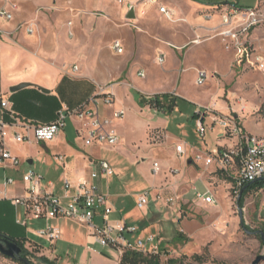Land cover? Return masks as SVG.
<instances>
[{"label": "rangeland", "instance_id": "rangeland-1", "mask_svg": "<svg viewBox=\"0 0 264 264\" xmlns=\"http://www.w3.org/2000/svg\"><path fill=\"white\" fill-rule=\"evenodd\" d=\"M173 1L180 3L179 0ZM208 1L218 3L222 0ZM228 1L237 8L251 7L252 14L237 13L232 24L225 26L222 17L229 10V6L220 4L217 9L210 11L196 10L195 17L199 15L201 20L196 23H192L188 19L192 14L190 9L171 5L174 9L176 8L177 14L186 20L180 24L164 21L154 10L146 11L139 18L135 16L133 19H128L124 15L123 8H120L112 0H0V7L5 6L13 9L14 21L10 22V25L6 24L7 33L13 39L14 35L27 36L24 28L12 31V28L18 23L31 27L33 30L31 37H41L45 49L50 48L46 35L56 33L61 37L66 53V59L62 66L69 70L71 66L77 65L78 74L106 78L105 82L99 84L104 86L119 85L120 81L125 78V72L131 67V61L125 66V60L130 57L126 46L122 55L117 56L112 53L110 43L113 39H120L125 44L128 30L144 33H146L145 31L157 32L162 35L153 38L157 42L165 41L166 34L174 32L182 31L188 37L185 27L189 23L194 32V39H198L199 44L188 45V47H197L186 49L189 52L185 67L201 61L197 64V69L208 71L210 76L203 86H197L194 83V69L187 68V70L181 71L179 74L180 92L203 103L200 106H208L224 114H231L246 133L256 136L264 135V68L258 69L246 61L238 64L235 60V52L226 49L220 37V33L230 27L237 29L245 27L246 30L242 31V39H246L247 43H250L252 53L264 58V0ZM162 2L167 3L166 0H162ZM11 6H15V8ZM206 15H210V17L207 18ZM250 22L253 24L247 26ZM32 44L28 42L26 46L31 49ZM167 48L177 55L174 47L168 46ZM157 52L159 50L153 52L151 48L147 47L145 52L136 54L135 59L143 64L146 73L145 78H140L137 73L135 74L138 78L136 84L143 90H147L146 86L149 89L154 86L169 88L173 84V72L165 75L164 71H173L177 61L165 51L166 63L163 66H157L154 62ZM177 68L179 71L180 67ZM130 90L133 98L137 99L136 104L139 108L144 106L152 108L149 104L140 103V96L135 88ZM118 98L122 97L116 95L115 102L125 110L124 118L127 121L125 127L128 132L127 146L129 149L135 150L138 156L145 153L146 150H149L150 153L145 157L147 158L145 161L138 159V168L119 162L120 158L114 156L110 151L116 145L99 147L98 155L102 158L115 157V161H117L115 168L121 172L117 175V171L114 169L115 174L109 179H120L122 183L124 179H127L128 190L143 191L148 189L152 182L158 183L163 180L168 164L180 166L182 160H174L167 156L166 151H160L155 156L160 162V171L154 174L151 150L160 144L151 142L150 132L160 130L153 127L156 117L151 121L148 112L137 111L126 100H123L121 104L118 102ZM165 114L159 112L157 118L165 119ZM69 131H71L70 125L66 128V132ZM171 133L175 136L179 135L176 131ZM76 139L77 142L80 141L79 138ZM26 144L28 143L18 145H23L26 148ZM28 146L27 150H23L22 147L18 150V158L22 163L21 169L24 171L32 169L42 175L44 179L50 178L52 170L50 166L58 165L63 162V159H58L59 156L55 157V155L43 151L40 157H36L35 152L38 149L41 150L42 145ZM28 152L33 154L34 162L32 164H28L26 161ZM228 181V178L222 176L216 180L208 177L207 183L218 204L216 206L204 205L194 197H184L179 201L180 206L177 211L170 212L167 219L163 221L161 231L153 232L160 242L159 260L161 262L165 263L168 259L173 258L177 260L175 264H250L256 256L264 255V244L257 232L264 233V180L258 181L256 187L244 193L242 206L238 204L239 194L234 193L231 188L232 183L228 187ZM239 207L242 208V222L238 216ZM173 220L174 222H172ZM55 223L60 228L69 231H84L80 228L82 225L69 219H61ZM44 225V220L32 218L27 220L26 228L36 230ZM86 231V234L89 235L88 230ZM177 232H180L185 239H175ZM61 235L64 236V234ZM19 239H26L25 247L30 252V257L27 259L33 264H43L37 259L40 256L47 257L53 261V264H117L119 257L118 251L112 247H102L99 244H82L75 247L67 241H59L53 252L52 244L38 239L27 229L23 231ZM95 254L101 256L103 260L96 259ZM0 264L21 263L0 253ZM259 264H264V260Z\"/></svg>", "mask_w": 264, "mask_h": 264}, {"label": "crops", "instance_id": "crops-1", "mask_svg": "<svg viewBox=\"0 0 264 264\" xmlns=\"http://www.w3.org/2000/svg\"><path fill=\"white\" fill-rule=\"evenodd\" d=\"M126 1L131 4V7H134L135 16L138 18L141 17V15L137 13V8L144 0ZM160 1L162 2V0ZM166 1L170 7L173 5L174 7L177 6L190 9L192 11L190 17L184 13L183 14L186 15L192 23L201 21L199 15L195 17L196 10L210 11L212 9H217L219 4L229 7L233 6L228 0H222L218 3L208 0H179L180 3L174 2L173 0ZM223 2H228L229 4H223ZM129 10L130 9L123 8L126 17ZM149 10L157 12L155 8H150L147 12ZM13 21L14 17L10 22ZM10 22L2 23L0 21V99H8L12 103L14 110L21 116L32 120L34 123L51 122L54 120L56 112L61 107L64 106L73 109L79 106L95 94L99 84L106 81V78L82 73L78 74L77 72L66 70L64 66H62V63L66 59L65 48L64 45H62L61 37L57 36L56 33H48L46 35L47 44L50 48L45 49L42 45V39L39 36L31 37L32 34H27V36L14 35L13 39L7 33L8 28L6 24L10 25ZM16 26L12 28V31H14ZM185 28L187 29L188 37L185 36L182 31L174 32L172 34H166L165 41L160 42L155 41L153 38L162 35L150 31H145L146 33H144L142 31L130 32L128 30L125 44L119 39L124 47L123 53L125 52L126 46L127 51L130 54V57L125 60V66L131 61V67L125 72V78L120 81V84L113 86L115 96L120 95L122 97L118 98V102L122 104L123 100H126L128 103H131L137 111L141 110L146 113L148 112L151 121L156 117V121H154L155 125L153 127L160 129L163 132L165 140L160 146L152 148L153 162H158L160 165L159 160L155 158L160 151H166L167 156L174 160H182L180 166L167 165L162 181H159L158 183L154 181L149 184L150 187L146 189L149 191V205L147 204L148 206L146 205L140 210L136 207L135 200L136 195L142 191H139V189L135 191L128 190L126 187L129 185L127 179H124V182L122 183L120 179H109L110 177L105 178L100 175L95 180L99 190L107 193L109 203L113 208V211L109 215V219L111 221H123L128 225H135L138 228L136 234L126 235V237L130 239H134L138 235L145 236L147 234H154L153 232L155 231H161L164 223L163 221L167 219L170 212L177 211L180 206V200H183L184 197L195 198L194 190L211 192V188L207 183L208 177L214 180L219 179L220 176L228 178V187H230L233 175L236 172V166L234 165L227 170H222L218 168L216 162H212L210 165H205L203 161L194 160V155L197 153L208 155L212 154L214 151L221 152L228 148H232L236 143V139L231 136H220L219 134L221 131L218 127L209 129L203 139L199 136L196 130L197 115L195 114V111L198 106L203 103L196 101L194 97H191L184 92H180L179 74L181 71L187 70V68H192L195 71V78L196 71L198 70L197 64L201 61L186 68L185 62L189 52L186 49L197 47H188V45L199 44V41L192 42L194 40V32L189 23L186 24ZM186 40L188 41L186 42ZM28 42L33 43L31 49L26 46V43ZM168 46L174 47L177 51V55L174 51L168 49ZM147 47L151 48L153 52L159 50V52H162L165 55V61L161 65L155 62L154 57V62L157 66H163L166 63V52L170 53L177 61V65L173 71H164L165 75L173 72L174 81L171 87L166 88L154 86L149 89V87L146 86L147 90H143V88L137 86L136 80L138 78H136L135 74L139 70L144 71V69L143 64L135 59L136 54L145 52ZM177 67H180L179 71ZM23 82L29 84L11 91V87ZM131 88H135L139 93V96H142L143 98H148L154 94L173 93L181 98V100L171 112L165 114V119H158L157 115L159 112L154 108L152 109L148 106L139 108L137 106V99L135 100L133 98L130 90ZM119 107L121 106H118L115 102L114 108ZM110 111V109H104L102 113L104 115H110ZM0 119L5 121L9 120L8 115L3 113L1 108ZM125 123L127 124V121L123 118L115 124L120 136V141L115 148L110 151L114 156L120 158L119 162H123L124 165L127 164L128 166H136L138 168V159L140 161H145L147 159L145 157L148 156V153L150 152H148L149 150H146L145 153H141L142 155L138 156L135 150L129 149L127 146L128 132H126L127 128L125 127ZM68 125H70L71 131L66 132ZM75 126L76 122L70 119L67 121L64 130L50 141L28 143L26 144V148L23 147V145H11V152L17 157L20 147H22L23 150H27L29 149L28 145L33 144L42 145L41 150L38 149V151L35 152L36 157H40L42 151L44 153L53 154L55 157H62L63 162L58 163V165L55 166H50L52 167L51 177L44 179L43 182L44 186L55 195H62V180L64 178H68L72 182H75L81 176L86 175L90 170L97 169L98 161L101 159L105 160L111 166L114 174L115 170L117 171V175L121 172V170L115 168V166H117L115 157H99L98 152L100 150L99 147L101 146H85L82 140L77 142L76 138L78 137L76 135ZM172 131H176L179 135L175 136L171 133ZM180 143H182L185 148V153L182 155H178L175 151V145ZM33 158V154L28 152L27 163L32 164L34 162ZM121 158H123V161H121ZM21 164L22 163H20L16 169L0 166V235L15 239L21 238L23 231H26V229L29 233L31 230L26 228L28 219L26 220L25 225L17 222V219L23 218V211L15 207L10 201L11 197L22 193L21 174L24 170L21 169ZM5 177L13 178L14 183L4 186L3 181ZM141 179L144 180L143 178ZM144 186L145 184L143 187ZM211 193L213 194V192ZM169 197H177L178 199H174L172 203L168 204L166 203V199ZM61 219L65 218L54 219L51 220L52 222L50 221L52 225L57 226L60 229L61 234H64L63 237L61 235V239L52 244L53 252L59 241H67L75 247L82 244L92 245L90 244L91 238L86 234V230L89 232L88 227L83 225L80 226V228L84 230L83 232L81 230L69 231L65 228L62 229L57 223H55ZM172 222H174V220ZM93 223L95 226L99 227L103 225L102 219L99 215L94 217ZM94 257L99 261L103 260L98 254H95ZM117 264H119V257L117 259Z\"/></svg>", "mask_w": 264, "mask_h": 264}, {"label": "built area", "instance_id": "built-area-1", "mask_svg": "<svg viewBox=\"0 0 264 264\" xmlns=\"http://www.w3.org/2000/svg\"><path fill=\"white\" fill-rule=\"evenodd\" d=\"M119 7L130 9L131 4L126 0H112ZM15 8V6H11ZM155 8L161 18L169 23L185 22V18L179 16L174 8L163 4L160 0H144L137 8L139 15L144 14L148 9ZM13 9L5 6L0 7V20L5 23L13 19ZM250 8H237L230 6L223 16V24L230 26L237 13L243 15L252 14ZM210 17V15H206ZM253 24L248 23L247 26ZM20 23L14 30L25 29L27 34H32L31 27ZM246 28L230 27L220 33L224 46L228 50L235 52V60L238 64L243 61L252 64L258 69L264 68V58L256 53H252L250 43L242 39V31ZM199 41L194 39L192 42ZM110 49L114 54L121 55L124 51L122 42L114 39L110 43ZM165 61V55L158 52L155 62L159 65ZM65 68V67H64ZM70 72H77L78 66L73 65ZM140 78L145 77L142 70L137 71ZM209 74L206 70L198 69L194 83L203 86ZM112 84L98 85L95 94L89 97L79 106L69 109L61 107L54 120L48 123H34L18 114L12 103L6 99H0V108L9 117L8 121L0 119V166L16 169L20 165V160L11 152V145L33 142H47L55 138L64 130L67 121L72 119L76 122L75 131L77 137L82 140L85 146H115L120 141V136L116 128V123L124 118L125 110L122 107L114 108L115 93ZM104 109H110V115H104ZM197 115L196 130L203 139L209 129L218 127L220 136H231L236 139L232 148L223 151H214L212 154L197 153L194 155L195 161H203L205 165L216 162L218 168L227 170L231 166H236L233 175L232 186L234 193L239 194L241 189L250 182L264 180V135H250L246 133L235 117L231 114H223L208 106H198L195 111ZM150 140L154 144H161L165 140V135L161 130L150 132ZM178 155L185 153L182 143L175 145ZM62 157L59 156L58 159ZM160 171L158 162H153L152 172L157 174ZM172 172V171H170ZM108 178L114 175L111 166L105 160L98 161V168L90 170L86 175L81 176L75 182L68 178L62 180V195H55L44 186L42 175L32 169L22 172L21 183L22 193L10 198L11 203L21 208L23 218L17 222L25 225L27 219H42L45 225L30 233L38 239L55 243L61 239V231L57 226L49 223L51 220L65 218L89 228L90 244H99L102 247L115 248L119 253V258L125 250H133L142 254H160V242L154 234L137 236L134 239L127 238V234H136L138 228L135 225H128L123 221H111L110 213L113 211L109 203L108 195L99 190L95 180L99 176ZM14 179L5 177L3 185H11ZM195 198L203 204L216 206V197L210 191L194 190ZM178 199L169 197L166 203L170 204ZM149 202V191L144 190L136 195L135 205L138 209L144 208ZM99 215L102 219V226H95L93 219Z\"/></svg>", "mask_w": 264, "mask_h": 264}, {"label": "trees", "instance_id": "trees-1", "mask_svg": "<svg viewBox=\"0 0 264 264\" xmlns=\"http://www.w3.org/2000/svg\"><path fill=\"white\" fill-rule=\"evenodd\" d=\"M223 4H229V3L223 2ZM139 98H140L139 100L140 103L149 104L156 111L162 113L171 112L173 108L177 105V103L181 100V98L174 95L173 93L154 94L148 98H143L142 96H140ZM258 183L259 182H254L253 184L246 185L241 189L238 199V204L240 206H242L244 193L249 189L256 187ZM181 238L185 239L180 232H177L175 239L179 240ZM11 239L20 246L21 255L23 257L25 258L30 257V252H28L27 248L25 247L26 239H19V238L16 239L11 238ZM37 259L39 260V262L43 264H53V261H51L45 256L37 257ZM176 262H177L176 259L170 258L165 263H163L159 260L158 254H151V253L142 254L140 252L133 250H125L121 255V257L119 258V264H175Z\"/></svg>", "mask_w": 264, "mask_h": 264}, {"label": "water", "instance_id": "water-1", "mask_svg": "<svg viewBox=\"0 0 264 264\" xmlns=\"http://www.w3.org/2000/svg\"><path fill=\"white\" fill-rule=\"evenodd\" d=\"M134 17H135L134 7H131L127 13V18L133 19ZM28 84L29 83H25V82L17 84L11 87V91L27 86ZM258 181L260 180H256L254 182H258ZM254 182H250L248 185L253 184ZM238 216H239L240 222H242L243 215H242L241 207L238 208ZM257 232L259 233L260 239L264 244V233L262 231H257ZM0 253L12 260H17L18 262H21L23 264H33L30 260H28L27 258L21 255L20 246L7 236L0 235ZM262 260H264V255H258L251 261L250 264H259Z\"/></svg>", "mask_w": 264, "mask_h": 264}, {"label": "bare ground", "instance_id": "bare-ground-1", "mask_svg": "<svg viewBox=\"0 0 264 264\" xmlns=\"http://www.w3.org/2000/svg\"><path fill=\"white\" fill-rule=\"evenodd\" d=\"M197 42V41H196Z\"/></svg>", "mask_w": 264, "mask_h": 264}]
</instances>
